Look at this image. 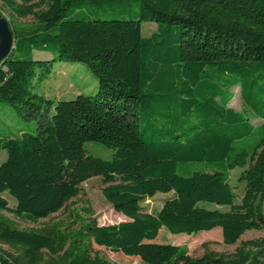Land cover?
<instances>
[{
    "label": "trees",
    "instance_id": "16d2710c",
    "mask_svg": "<svg viewBox=\"0 0 264 264\" xmlns=\"http://www.w3.org/2000/svg\"><path fill=\"white\" fill-rule=\"evenodd\" d=\"M0 1L14 37L0 63V102L37 122L36 133L0 136V211L36 222L100 176L105 200L128 218L20 229L0 214V243L18 251L0 248L1 264H113L94 245L142 264H264V236L198 257L156 241L162 227L172 234L220 227L224 244L264 229V0ZM28 15L31 24L16 23ZM143 22L157 24L147 37ZM35 50L52 56L35 59ZM55 62L84 64L97 91L59 100L39 94ZM234 86L247 113L228 105ZM89 142L112 156L91 154ZM236 168L245 182L239 203L230 183ZM159 192L172 196L157 212L142 211Z\"/></svg>",
    "mask_w": 264,
    "mask_h": 264
},
{
    "label": "rangeland",
    "instance_id": "374dc122",
    "mask_svg": "<svg viewBox=\"0 0 264 264\" xmlns=\"http://www.w3.org/2000/svg\"><path fill=\"white\" fill-rule=\"evenodd\" d=\"M45 6L36 5L35 10H43ZM0 13L6 18L9 17L8 9L0 1ZM101 17H110L109 14H101ZM34 21L32 15L17 18L16 23L22 26L31 24ZM157 27L155 22H143L141 24V34L145 37L149 36ZM51 53L46 51L35 50L33 58L49 59ZM97 77L82 63L79 62H55L48 78L40 82L36 91L45 97L53 100L72 99L77 94L92 95L97 91ZM233 98L229 102V106L236 111H247L240 95L238 86L231 88ZM252 123L257 125L260 123L259 118H253ZM36 133L37 122L35 119L25 120L20 117L19 113L11 108L7 103L0 102V136L1 137H20L22 133ZM87 150L95 155L105 159L112 156V150L95 142L86 144ZM6 159V152L0 150V163ZM200 168V166H194ZM191 170V166L189 167ZM181 172V171H180ZM243 168H236L230 172V183L236 194L235 202L239 203L245 192V182L240 180ZM105 185L100 176H93L80 184V191L77 196L66 202L65 206L59 211L50 214L45 218H41L36 222H30L20 219L8 211H0V214L10 217L20 229H39L46 225L58 222L60 227L64 229H75L80 223L89 219H95L99 225L114 224L120 221L128 220V218L120 212L115 211L107 202L102 194ZM2 195L8 200L9 206H14V199L7 193ZM172 196V193H157L153 197L146 198L141 202L142 211L157 212L165 199ZM210 208H219L228 210L229 206H216L214 204L207 205ZM90 209L91 212H88ZM70 227V228H69ZM262 230H246L235 244L222 243L221 228L216 227L211 230L201 231L196 234H172L163 227L160 228L157 236V242L171 243L183 248H187L188 254L192 257H198L207 251L229 254L240 244V241L262 237ZM0 248L16 254L18 251L8 245L0 243ZM94 250L102 258L113 264H142L136 256H126L120 252H113L103 246L94 245ZM45 256H47L45 252ZM1 264V263H0Z\"/></svg>",
    "mask_w": 264,
    "mask_h": 264
},
{
    "label": "water",
    "instance_id": "95a60500",
    "mask_svg": "<svg viewBox=\"0 0 264 264\" xmlns=\"http://www.w3.org/2000/svg\"><path fill=\"white\" fill-rule=\"evenodd\" d=\"M14 37L7 18L0 14V63L14 47Z\"/></svg>",
    "mask_w": 264,
    "mask_h": 264
}]
</instances>
